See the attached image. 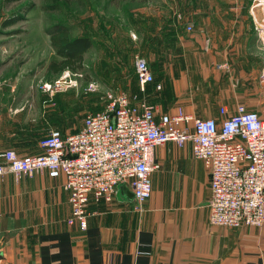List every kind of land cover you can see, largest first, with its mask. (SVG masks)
Segmentation results:
<instances>
[{
	"label": "crops",
	"instance_id": "crops-1",
	"mask_svg": "<svg viewBox=\"0 0 264 264\" xmlns=\"http://www.w3.org/2000/svg\"><path fill=\"white\" fill-rule=\"evenodd\" d=\"M177 2L184 11L175 58H165L171 22L164 26L159 13L144 24L159 26L146 34L156 48L149 65L155 80L127 92L133 102L168 113L180 106L203 118H220L222 106L234 111L243 103L264 117V0ZM18 63L0 60V162L8 149L40 154L51 129L70 133L84 123L66 126L63 94L35 89ZM149 155L158 164L149 200L139 209L125 184L112 202L91 196L85 230L68 223L63 176L1 174L0 264H264V226L211 223L209 171L190 141L183 147L169 141ZM188 156L195 161L193 174L186 170Z\"/></svg>",
	"mask_w": 264,
	"mask_h": 264
},
{
	"label": "built area",
	"instance_id": "built-area-1",
	"mask_svg": "<svg viewBox=\"0 0 264 264\" xmlns=\"http://www.w3.org/2000/svg\"><path fill=\"white\" fill-rule=\"evenodd\" d=\"M136 71L145 90L154 74L144 57L137 56ZM74 84L64 76L46 89L55 94ZM106 99L102 110L85 115L78 131L51 129L41 140L42 153L3 152L0 175L46 171L53 178L63 176L71 205L68 223L85 230L91 196L112 202L118 186L125 184L141 209L152 196L151 175L158 167L149 151L169 141L180 147L190 141L194 156L209 171L211 223L264 226V117L257 111L239 103L234 111L222 106L220 118H203L180 106L168 113L147 101L134 103L123 91H109Z\"/></svg>",
	"mask_w": 264,
	"mask_h": 264
},
{
	"label": "rangeland",
	"instance_id": "rangeland-1",
	"mask_svg": "<svg viewBox=\"0 0 264 264\" xmlns=\"http://www.w3.org/2000/svg\"><path fill=\"white\" fill-rule=\"evenodd\" d=\"M183 6L177 0H0V60L19 62L23 77L35 80V89H46L64 76L73 78L74 85L56 94L65 97V125H75L88 112L105 107L107 92L132 94L140 88L136 58L144 57L149 65L155 60V44L146 34L151 36L159 28L144 24L154 22L159 13L164 26L171 22L165 58L176 57ZM61 28H68L73 38L93 39L79 71L49 69L51 61L62 58L51 44V33ZM186 165L193 174L191 156Z\"/></svg>",
	"mask_w": 264,
	"mask_h": 264
},
{
	"label": "trees",
	"instance_id": "trees-1",
	"mask_svg": "<svg viewBox=\"0 0 264 264\" xmlns=\"http://www.w3.org/2000/svg\"><path fill=\"white\" fill-rule=\"evenodd\" d=\"M51 44L62 56L61 60L50 62L49 69L52 72L59 73L66 69L79 71L84 65V54L93 46V39L90 37L73 38L68 28H61L51 33Z\"/></svg>",
	"mask_w": 264,
	"mask_h": 264
},
{
	"label": "water",
	"instance_id": "water-1",
	"mask_svg": "<svg viewBox=\"0 0 264 264\" xmlns=\"http://www.w3.org/2000/svg\"><path fill=\"white\" fill-rule=\"evenodd\" d=\"M122 188H124V185H122ZM131 196H132V197H134V194H133V193H131Z\"/></svg>",
	"mask_w": 264,
	"mask_h": 264
}]
</instances>
